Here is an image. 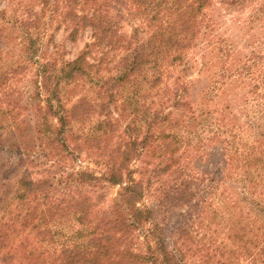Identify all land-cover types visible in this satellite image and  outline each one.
Here are the masks:
<instances>
[{"label": "trees", "instance_id": "trees-1", "mask_svg": "<svg viewBox=\"0 0 264 264\" xmlns=\"http://www.w3.org/2000/svg\"><path fill=\"white\" fill-rule=\"evenodd\" d=\"M20 1L0 9V264H264V0ZM243 7L223 22L253 45L239 57L213 32ZM53 23L91 42L64 60ZM198 65L212 72L196 102L183 77ZM212 145L219 171H196ZM83 153L98 172L73 169ZM9 162L24 174L2 176Z\"/></svg>", "mask_w": 264, "mask_h": 264}, {"label": "rangeland", "instance_id": "rangeland-1", "mask_svg": "<svg viewBox=\"0 0 264 264\" xmlns=\"http://www.w3.org/2000/svg\"><path fill=\"white\" fill-rule=\"evenodd\" d=\"M5 2H9L10 5H12V3L14 4L16 1L18 0H4ZM4 1L0 0V9L3 8L4 6ZM22 2L21 4L26 5L27 3H30L29 0H22L20 1ZM19 2V3H20ZM13 6V5H12ZM18 6V3L15 5ZM35 10L37 11V8H35ZM249 9L246 7H243L242 10L239 11H230L227 12L224 15V18L221 19L217 25L216 30L213 32L214 36H218V37H222L226 40H231L235 43V48L234 50L236 51V55L237 56H241L240 54H242L243 52H246L250 49H252V46L250 45L249 42L246 41H242L240 40L238 37H235V35H233L232 31H231V27H229L228 29L224 26V23L230 24V25H234L238 20L240 22V20H242L247 11ZM111 14H113L114 11H110ZM215 14V12H214ZM224 22V23H223ZM137 24V19H135L133 17V15L128 16L127 19L123 20V22H120V26H121V30L120 32L125 36V35H129L131 33V29L134 25ZM52 27H57L56 30L52 31L49 35L52 36V42H53V46H57V51H58V55H60V58H63L64 60H71L73 59L80 51H82L85 47L86 44L91 42V39L89 37L90 31L89 29L85 28L83 31H79L73 38V40H69L66 36L68 35V32L64 30L62 25H57V23H53ZM237 33V30H233V32ZM255 37H260L263 33H264V29H256L254 32ZM141 37H143L144 35H139ZM244 36H242V39H244ZM47 39H44L42 41L43 44H45L44 42ZM50 40V41H51ZM47 47V46H46ZM51 50V46L48 45V51ZM261 53L264 55V48H261ZM93 55V54H92ZM193 58L199 62V56H200V52H196L195 54L192 55ZM93 57V56H91ZM200 65H198L195 68H192L190 71H188L185 76L183 77V81L186 84H193L194 87L192 89V87L190 89H188L187 94L189 95L186 100H191V101H198L196 95L199 93L200 90H202L204 87V85L208 82L209 76L212 72L208 71L207 74L204 72H197V70H201L199 68ZM16 87L21 88L20 84L16 85ZM187 87V86H186ZM203 87V88H202ZM21 90V89H20ZM233 90L234 88L231 87V85H227L226 89L224 90V95L225 98L228 97V99L234 98L233 94ZM240 93L246 91L245 89H242V87L240 86ZM239 94H236L237 96ZM235 95V93H234ZM235 101V100H234ZM222 103V102H220ZM219 103V104H220ZM167 108V107H166ZM164 110V109H163ZM175 113H179V111L175 112ZM218 147L215 145H212L208 152V155H205L202 161H194L192 168H194L196 171L198 172H204L206 174H210V175H214L219 171V164L217 162V155H218ZM11 160H13V158H10ZM3 161L0 160V164ZM10 163V162H9ZM9 163H3L4 164V173L2 174V176H6L9 179H15L19 176H22L24 174V166L22 165H17V163H14V166ZM132 168L138 167L137 162H134L132 165ZM73 169L76 170H88L89 172H98V166H95L92 163V158H87L86 154H81V157L79 159L78 162H76L73 165ZM7 174V175H6ZM34 177H38V175H35ZM133 178H137V174H133ZM118 192V189L116 187L114 188H107L106 189V201L104 202V204L108 205L110 204V201L116 196ZM212 193L215 192V190L211 191ZM149 198H144L142 203L145 205H149L150 203H153L154 205V199H149ZM152 200V202H150ZM142 203H140V205H142ZM172 211L170 214H168L167 219L164 223V225H161L162 230H165V233L167 235V237H169L170 239H174L176 236L173 233V230L175 229V227H177V221L178 218H176V214L177 212H174L175 210H171ZM153 221V219H152ZM158 221V219H157ZM208 221L205 220L203 225H206ZM149 226V224H148ZM212 226V225H211ZM193 232H192V236H196L195 240L196 241H207V237H208V233L206 231V228H200L197 225L193 226ZM212 229V228H211ZM218 226L217 223L215 225V232H213L211 234V230H209L210 232V238L214 239L216 238V241H219V238H222V234L218 232ZM141 236V235H140ZM138 236L137 239L134 240V245L133 248L135 249V251L139 250L140 252L143 251V242H142V238ZM189 248L191 250L194 249V246L190 243H186ZM137 249V250H136ZM199 261V257L197 255H191V253L189 252V254H187V260H186V264H197V262Z\"/></svg>", "mask_w": 264, "mask_h": 264}]
</instances>
